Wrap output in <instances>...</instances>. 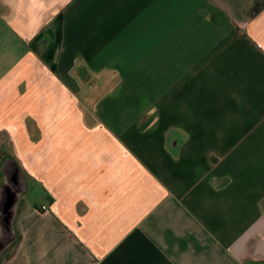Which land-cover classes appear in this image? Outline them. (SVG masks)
Listing matches in <instances>:
<instances>
[{"label": "crops", "instance_id": "1", "mask_svg": "<svg viewBox=\"0 0 264 264\" xmlns=\"http://www.w3.org/2000/svg\"><path fill=\"white\" fill-rule=\"evenodd\" d=\"M7 158L0 264H264V0H0Z\"/></svg>", "mask_w": 264, "mask_h": 264}, {"label": "water", "instance_id": "2", "mask_svg": "<svg viewBox=\"0 0 264 264\" xmlns=\"http://www.w3.org/2000/svg\"><path fill=\"white\" fill-rule=\"evenodd\" d=\"M180 144L179 136L168 138V145L173 151L176 152ZM1 173L3 183L0 185V261L10 250L14 240L12 221L25 191L21 169L15 161L5 159L1 165Z\"/></svg>", "mask_w": 264, "mask_h": 264}, {"label": "trees", "instance_id": "3", "mask_svg": "<svg viewBox=\"0 0 264 264\" xmlns=\"http://www.w3.org/2000/svg\"><path fill=\"white\" fill-rule=\"evenodd\" d=\"M56 29L55 32L53 33V48L48 50L46 52V54L44 55L45 60H47L51 66H53V56H54V51L58 48L60 42H61V30H60V25H61V21L60 18L57 19L56 22Z\"/></svg>", "mask_w": 264, "mask_h": 264}]
</instances>
